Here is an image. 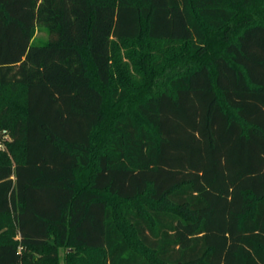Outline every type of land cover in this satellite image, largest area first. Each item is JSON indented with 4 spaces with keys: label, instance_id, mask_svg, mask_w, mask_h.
Masks as SVG:
<instances>
[{
    "label": "trees",
    "instance_id": "trees-1",
    "mask_svg": "<svg viewBox=\"0 0 264 264\" xmlns=\"http://www.w3.org/2000/svg\"><path fill=\"white\" fill-rule=\"evenodd\" d=\"M1 130L0 264H264V0H0Z\"/></svg>",
    "mask_w": 264,
    "mask_h": 264
},
{
    "label": "rangeland",
    "instance_id": "rangeland-1",
    "mask_svg": "<svg viewBox=\"0 0 264 264\" xmlns=\"http://www.w3.org/2000/svg\"><path fill=\"white\" fill-rule=\"evenodd\" d=\"M48 38H49L48 30L42 25H36L34 36H33V41L35 43H44V42H46L48 40ZM140 46H141V44L137 43L136 47L140 48ZM124 48H125V45L119 43V41H116L114 46H113V50L114 49L120 50V53L123 52ZM119 77L120 76L117 74V70H115V79L117 81L120 80ZM118 84L121 86L120 83H118ZM106 110L107 111L105 112V116H110L111 117V115H113V111L111 110V108H107ZM0 141H1L0 144L3 146V148H5L4 151H7L6 142L10 141L9 140V135H8L7 132L1 130ZM137 248L140 250L139 246H137ZM69 250H71V249H68L66 247H60L58 249V260H57L56 264H67V262L69 260L68 259V255H67ZM36 255H39V253H36ZM90 255H91V257L90 258L87 257L86 260L89 261V262L90 261L96 262L97 261V257H98L97 254L92 253Z\"/></svg>",
    "mask_w": 264,
    "mask_h": 264
},
{
    "label": "built area",
    "instance_id": "built-area-1",
    "mask_svg": "<svg viewBox=\"0 0 264 264\" xmlns=\"http://www.w3.org/2000/svg\"><path fill=\"white\" fill-rule=\"evenodd\" d=\"M0 148H3V146L0 144Z\"/></svg>",
    "mask_w": 264,
    "mask_h": 264
}]
</instances>
